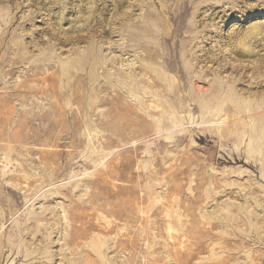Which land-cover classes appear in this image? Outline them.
I'll return each instance as SVG.
<instances>
[{
	"label": "rangeland",
	"instance_id": "1",
	"mask_svg": "<svg viewBox=\"0 0 264 264\" xmlns=\"http://www.w3.org/2000/svg\"><path fill=\"white\" fill-rule=\"evenodd\" d=\"M0 264H264V0H0Z\"/></svg>",
	"mask_w": 264,
	"mask_h": 264
},
{
	"label": "bare ground",
	"instance_id": "2",
	"mask_svg": "<svg viewBox=\"0 0 264 264\" xmlns=\"http://www.w3.org/2000/svg\"><path fill=\"white\" fill-rule=\"evenodd\" d=\"M183 11V10H182ZM148 29V26H146V30ZM138 42H141V40L139 39V37L137 38Z\"/></svg>",
	"mask_w": 264,
	"mask_h": 264
}]
</instances>
